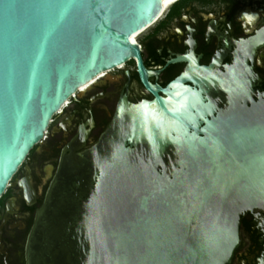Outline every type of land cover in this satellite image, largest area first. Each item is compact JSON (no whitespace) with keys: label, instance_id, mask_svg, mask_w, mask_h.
Returning a JSON list of instances; mask_svg holds the SVG:
<instances>
[{"label":"water","instance_id":"95a60500","mask_svg":"<svg viewBox=\"0 0 264 264\" xmlns=\"http://www.w3.org/2000/svg\"><path fill=\"white\" fill-rule=\"evenodd\" d=\"M172 1L0 0V199L80 88L132 57L151 88L133 35ZM213 85L225 112L191 90L190 110L167 111L176 124L140 119L130 146H107L108 130L85 152L70 147L26 264H230L242 216L264 211V94L236 75Z\"/></svg>","mask_w":264,"mask_h":264},{"label":"flooded vegetation","instance_id":"af4514ba","mask_svg":"<svg viewBox=\"0 0 264 264\" xmlns=\"http://www.w3.org/2000/svg\"><path fill=\"white\" fill-rule=\"evenodd\" d=\"M136 39L151 88L132 57L83 86L57 112L0 199V264H26L37 211L63 157L72 158L70 147L85 152L108 130L107 146H130V140H137L140 119L151 125L176 124L167 111L190 110L191 90L199 93L206 111L210 104L225 112L229 97L213 85L214 78L227 88L236 75L252 85L257 99L264 94V0H178ZM140 152L137 156L143 158ZM240 238L230 264H264V211L242 216Z\"/></svg>","mask_w":264,"mask_h":264},{"label":"bare ground","instance_id":"6f19581e","mask_svg":"<svg viewBox=\"0 0 264 264\" xmlns=\"http://www.w3.org/2000/svg\"><path fill=\"white\" fill-rule=\"evenodd\" d=\"M176 1H178V0H173V1L170 2L168 5H166V7L164 8V10H163L161 16L164 14L166 8H167L170 4H173V3L176 2ZM161 16H160V17H161ZM160 17H159V18H160ZM159 18H158V19H159ZM158 19H157V20H158ZM143 31H144V30H143ZM141 32H142V31H140V32L136 33L135 35H133V38L135 39L136 42H137V39H136V38H137V35H138L139 33H141ZM102 75H104V74H102ZM100 76H101V75H100Z\"/></svg>","mask_w":264,"mask_h":264},{"label":"built area","instance_id":"2783aa9c","mask_svg":"<svg viewBox=\"0 0 264 264\" xmlns=\"http://www.w3.org/2000/svg\"><path fill=\"white\" fill-rule=\"evenodd\" d=\"M80 90H81V88H80ZM75 96H76V94H73L72 98H74ZM72 98H70L69 101H67L64 106L68 105Z\"/></svg>","mask_w":264,"mask_h":264}]
</instances>
